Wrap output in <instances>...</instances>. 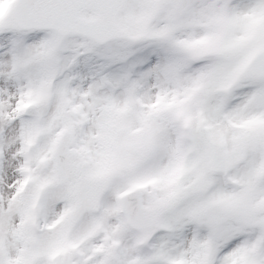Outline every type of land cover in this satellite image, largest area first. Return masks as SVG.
Instances as JSON below:
<instances>
[{
	"label": "snow or ice",
	"instance_id": "1",
	"mask_svg": "<svg viewBox=\"0 0 264 264\" xmlns=\"http://www.w3.org/2000/svg\"><path fill=\"white\" fill-rule=\"evenodd\" d=\"M0 264H264V0H0Z\"/></svg>",
	"mask_w": 264,
	"mask_h": 264
}]
</instances>
